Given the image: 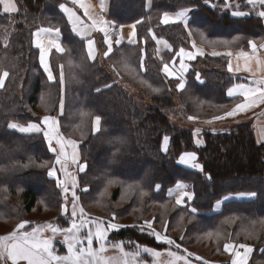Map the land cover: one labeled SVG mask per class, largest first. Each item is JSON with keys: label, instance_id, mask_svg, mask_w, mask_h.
Wrapping results in <instances>:
<instances>
[{"label": "trees", "instance_id": "obj_1", "mask_svg": "<svg viewBox=\"0 0 264 264\" xmlns=\"http://www.w3.org/2000/svg\"><path fill=\"white\" fill-rule=\"evenodd\" d=\"M17 1V14L0 13V74L9 73L0 90V216L6 206H18L30 213L41 198L51 204L56 199L61 201L60 190L48 172L33 168L34 160L51 157L42 136H27L9 127L12 121L41 120L43 115L37 110L45 92L49 115L59 110L64 97L65 114L61 116L64 133H69L71 127L67 114L74 124L87 122L80 137L84 140L87 174L90 173L88 194L96 193L106 179H112L131 184L147 197L146 202H163L170 200L165 195L170 186L178 181L188 182L195 192L192 208L190 205L177 208L193 217L188 229L201 231L205 226L214 229L221 225L230 239L255 246L252 264L255 259L264 263V142L257 140L253 125L241 124L229 131H205L203 145L197 146L191 130L174 126L164 114L176 106L182 109L186 119L221 116L235 101L226 95L227 88L242 79L228 71V58L208 56L201 66L198 61L192 62L186 74L187 85L178 90V80L163 74L162 65L180 48L189 49L190 34L182 23L163 25L161 17L168 11L191 8L190 29L200 43H206L207 38L242 36L247 40L261 36L264 19L257 14L245 18L232 16L231 10L220 9L225 0H216L215 8L204 0H152L150 9L147 0H111L110 19L117 24L141 23L137 24V43L123 44L107 58V63H101L98 58L90 60L85 55L84 41L71 32L59 9L62 0ZM242 3V7L235 9L251 7L247 1ZM47 25L60 28L66 47V53L54 57L52 63L56 74L60 75L62 66L64 69L63 97L60 79L48 80L39 63V51L32 43L33 32ZM149 29L173 46L163 59L156 54V43ZM244 46H248V41ZM122 77L150 97L152 104L146 105L124 91L120 85ZM97 116L101 117L100 130L93 134L91 127ZM165 136L169 137L167 151L163 149ZM193 150L203 170L187 168L178 162L183 152ZM129 168L131 173H125ZM30 179L40 180L45 188L40 190L27 184ZM19 187L21 199L15 202ZM5 191L10 200L3 203ZM238 192L257 195L247 200H227L219 211H214L217 201ZM138 195H134L133 203L112 213L118 216L135 203L140 205ZM117 199L115 190L111 201ZM138 221L139 217L135 216L132 222L138 225ZM110 237L156 249L165 247L133 227L112 232Z\"/></svg>", "mask_w": 264, "mask_h": 264}, {"label": "rangeland", "instance_id": "obj_2", "mask_svg": "<svg viewBox=\"0 0 264 264\" xmlns=\"http://www.w3.org/2000/svg\"><path fill=\"white\" fill-rule=\"evenodd\" d=\"M15 1H16L17 9L19 11L18 1L17 0ZM244 1L246 0H230L229 2L228 1L227 2L232 7L228 9H224V5H222L220 6V9L231 10V13H232L233 11H237L235 7L236 8L240 6L242 7L243 6L242 2ZM62 2H64V0H62ZM211 3L217 5L218 2L216 0H213L211 1ZM151 7H152V4H151ZM258 8L259 7L257 5L255 6L251 5V7L250 6L244 7L245 12H248L250 15L257 14ZM109 10H110V6H109ZM18 11L12 14L2 13V12L0 13L7 14L8 16H14L15 14L18 13ZM172 24H175V23H172ZM119 25H124V24H119ZM136 30H138L137 27H136ZM71 32L73 33L72 30ZM152 33H154L156 37L160 38L155 33V31L151 30V34ZM137 34H138V31H137ZM33 36H34V32L32 35V43L34 45ZM76 37L78 39H81L78 36ZM152 37H153V34H152ZM245 38L246 37L235 36L234 38L229 39L228 41H232V44L235 47H239V45L240 46L242 45ZM167 41L171 44L169 40ZM190 41H192L191 37H190ZM124 44H130V43H124ZM115 48L117 49V47ZM156 51H157L156 54L158 55L157 43H156ZM107 58L103 59L100 57L98 59L101 63H107ZM163 58H164V54H163ZM205 58L206 56L199 57L198 60H196L199 62L198 65L201 66L202 65L201 62L205 60ZM170 59H166V60H170ZM161 71L163 74H165L163 70ZM4 72L8 73V71H3L0 75H2ZM8 77H9V73H8V76L5 78L4 85ZM121 79L122 80H120V85L122 86V88H124V91L133 95L136 99L142 100V102L145 103L146 105L152 104L150 97L143 94L141 90L137 88L133 83L128 82L126 78L122 77ZM174 79L178 80L177 78H174ZM63 83H62V97L65 94V84ZM178 84H179V80H178L177 85ZM31 88L32 86L28 89V93L31 92ZM178 90L180 89L178 88ZM47 100L48 99L46 97V94L45 92H43L42 96L40 97L39 110H37V112L41 116L43 115L42 118L46 115H49L47 112V106H48ZM61 101L63 102V106H64L63 111L61 110ZM61 101L59 105V110L55 114H51L49 116H55L59 118L60 120L59 131L62 134L65 142L74 141L76 143V152L78 154L79 162L86 163L87 165L86 174H87L89 168H88L87 162L83 158L84 140L80 137L81 131H82L81 128L86 127L87 122H84L81 120L79 123L74 124V119L70 118L69 114H67L66 120L71 122V127L68 129L69 133H66V132L64 133L62 125H61V116L65 114L64 113L65 112L64 97L61 99ZM177 105L180 106V103H178ZM31 112L34 114V110L33 111L31 110ZM164 114L169 118V120L174 126L191 130L194 134V140L197 146H201V143L199 145L196 143L197 140L201 142L203 141L202 142V145H203L204 143L203 133L205 131H213V132L219 131V130L229 131L232 129V127H236L238 125L243 124V123L240 124L239 122H233L230 120L213 121V120H206V119H201V120L200 119H197V120L186 119L185 118L186 115L183 113L182 109L181 108L178 109L176 106L173 107L172 111H169V110L164 111ZM41 120H30L24 123L12 121L10 124L16 123L17 125L27 126L29 123L39 124L41 123ZM197 129L200 130L199 134L196 133ZM13 130L21 134L27 135V136L38 134V135H41L42 138L44 139L42 132L41 133H35V132L22 133L18 129H13ZM99 130H100V127H99ZM91 131L93 134L98 133L97 130H94V124H92ZM44 141H45L47 151L51 153V157H47V159L46 157H44L39 162L37 160H34L33 168L34 166L44 168L48 172L49 169L55 164L56 154L49 151L47 147V142L45 139ZM168 144H169V141H168ZM168 146L169 145H167V148ZM57 147L59 146L57 145ZM163 149H164V143H163ZM65 152L67 153V156H68V160L65 165L66 171L60 170V165H55L57 169V176L51 177V179L55 181L58 189L60 190L59 193L62 197L61 201H59V199H56L54 200L53 204H51L49 201H46L44 198H41L39 199V202L37 206L35 207V209H33L30 213H26L25 211L21 210V208L19 209L18 206H10L9 208L8 206H6L4 208L5 210L4 209L2 210V213L0 216V237H7V236H10L12 233H16L17 235H20L23 232H31L32 229L34 228L42 229V231H38L37 238L38 239L39 238H49V237L52 238L53 248L56 254L60 256L68 255L67 245L63 243V235L61 233H56L55 236H53L51 229L48 228L47 226L53 225L61 229L69 228L71 226L72 177H75L77 185H78V187L76 188V194L79 197L77 206H78V209L79 208L84 209L86 219L103 221L104 227H107V223L109 221H111L112 223H117L119 225H124L128 228L133 227V228H136L138 232L142 234L145 233L150 238H154V236L149 234L150 230L147 228V224H146V222H151L152 224L151 230L161 233L162 236H166L170 238L171 240L175 241V244L169 245L165 242L157 241L154 238L158 243L162 244L163 247L165 246L164 247L165 249L164 248L156 249L151 246L136 244L130 241L129 239H125L121 241L113 239L110 237V235L112 232H115V231H110L108 233V239L104 242L105 251L101 253L102 260L100 261V264H186V261L188 262V264H232V260L235 257L233 256L232 251L225 249L226 244H231L235 249L239 250L241 253L244 252V249L239 248L240 244H246L250 246L252 248V252L249 254L247 258V264H252V260L254 258L253 256L256 252L255 246L250 243L238 242V241H234L230 239V235L226 232V230L221 225H217L214 229H210V228L208 229V227L205 226V227H202L201 231L188 229V226L191 220L193 219V217L187 214L186 212H182V210H178L177 208L183 207L185 205H190V208H192L190 203L193 201L195 196L192 199H189L188 196H186L184 200L181 201V202H184L183 204L182 203L177 204L176 198L172 197L168 191L171 187H174L176 183L170 186L165 192L166 198H169L170 200L163 201V202H156V201L146 202L148 200L147 197H144L143 193L136 191V189L133 188L131 184L128 185L127 183H121L120 181H116L112 179H106L103 182L101 189L97 191L96 193L91 191V193L88 194L89 193L88 191H90L89 189L90 188V180H89L90 173L86 175L85 173L79 172L78 165L72 162L71 157L73 154V147L71 144L66 143ZM186 152H195V151L193 150V151H186ZM179 158H178V162H179ZM198 162L200 163L199 159H198ZM187 168H193V167H187ZM194 169H198V168H194ZM126 171L127 172L125 173H128V174L131 173L130 168L127 169ZM82 174H85V175L81 177ZM58 180L65 181L66 186L69 189L67 193H65L63 188L58 185L57 183ZM185 183L189 184L190 191L192 189V191L194 192L192 185L188 182H185ZM27 184L34 185L36 188L40 190L45 188L40 180L35 182L33 179H30L27 182ZM20 189L21 188L19 187L18 188L19 191L17 190L18 192H17V196H15V202H18L21 199ZM84 189H87V190L85 191ZM115 190H117L118 199L112 202L111 198H112V195H114ZM134 191L136 192V194ZM185 192L189 193L187 190ZM137 194H139L138 196L140 197V198L137 197V199L141 203L140 205L135 203L134 206L128 212H125L123 214L119 213L118 216L117 215L115 216L114 213H112V210H115L117 208H123V206H125L126 204L133 203L132 199L134 195H137ZM65 197H67V199H65ZM232 197H233L232 199H238V200H244L247 198H251V197H246V196L240 197L238 195L232 196ZM6 200H10V195L6 194V191H5L2 195L3 203L7 202ZM224 201H225L224 199L220 200L219 201L220 203L216 204L214 211L220 210L221 207L223 206ZM146 203H148V206L146 205ZM144 205L145 207L147 206L146 209H144L145 208ZM65 208H67V212L64 211ZM98 212H100L101 215ZM135 216L139 217L138 225L133 224L132 222ZM76 219H77V222H79V216H77ZM22 222H27V223H25L24 229H19L18 225ZM140 225L145 226V230L143 232L139 228ZM126 227H121L120 229H124ZM87 231H88L87 227L81 230L80 232L81 238L87 235ZM9 242L11 241H6L5 243H9ZM82 243L84 247H87L86 240L82 239ZM176 245H179V247H176ZM76 247H77V250H79L80 245H77ZM93 248L94 249L99 248V243L95 240V238L93 239ZM145 249H150L151 251H145ZM153 253H159L160 255L157 256V255H154ZM170 253L174 255H170ZM189 253H191L192 255L189 256L188 255ZM88 259L90 261H93V264H95V261L93 260L92 257H88ZM0 264H3V262L0 261ZM7 264H12V261L8 260ZM19 264H27V261H21L19 262ZM53 264H55V262H53ZM255 264H264V263H260V261L255 259Z\"/></svg>", "mask_w": 264, "mask_h": 264}, {"label": "snow or ice", "instance_id": "obj_3", "mask_svg": "<svg viewBox=\"0 0 264 264\" xmlns=\"http://www.w3.org/2000/svg\"><path fill=\"white\" fill-rule=\"evenodd\" d=\"M247 2L253 6L259 4L260 8L264 9V0H247ZM204 3L209 5V7L215 8L218 7L216 4H212L211 0H204ZM0 4H3L5 12L15 13L18 11L17 6L12 0H0ZM73 5H78L80 8L84 9V15L87 16L91 21V25L89 28H95L104 34V42L107 44L108 51L105 53L107 56L109 53L113 51V43L112 36L117 35L116 25L114 22L106 21L103 17L99 19L93 18L90 15L89 7L85 5L84 0H72ZM60 9L67 14V18L69 22L73 26V30L78 32L82 37H86V33L81 31L82 21L81 18L77 15V10L75 8H69L66 4H60ZM232 7L227 0H225L224 9H228ZM102 8H103V0H102ZM191 9H182L175 16H171L169 13L165 12L162 17V23L164 25H168L170 23L183 22L184 26L187 28L189 23V12ZM233 16L241 17L248 15V13L233 11L231 13ZM258 16L264 18V10L259 11ZM141 23V21H137L133 25H131L132 32L130 33L129 40L131 43L135 44L136 40V27L137 24ZM121 29L124 27L123 25L119 26ZM112 29V31H110ZM59 28H47V29H39L37 32V39L35 41L36 46L39 48V63L43 68V71L47 74V78L49 81L55 79L53 71L48 62V56L51 51L50 47H45L44 44L39 39V33L44 32L48 34H59ZM151 32V29H149ZM191 35V33H189ZM202 35V34H201ZM153 39H155V34H153ZM121 43V39H116L115 44L119 45ZM249 45L252 48L253 53H256L258 47L264 48V43L257 45L255 41H249ZM49 44L54 47L57 52H63L64 49L61 47V44L56 40H50ZM94 41L91 38H87V48L88 55L91 59H95V54L93 50ZM193 47H195V43H193ZM204 53L197 49L196 52L186 51L184 48H180V50L176 53L177 56L180 57V70L181 73L188 71V65L185 64V58L188 60H194L197 55H203ZM213 55H219L218 53H212ZM240 55H245V53H241ZM240 69L237 68L236 71ZM229 71H232V65L229 63ZM163 72L169 77H175L177 73L173 71L172 68L169 67L167 63L163 66ZM8 76L7 72H4L0 75V86H3L5 78ZM180 83L177 85L178 88L183 89L184 84V76L183 74L179 77ZM197 79H199V74H197ZM60 83H63V72L60 73ZM100 91V89H97ZM239 94L244 99L242 102L237 103L235 107L231 111L225 112V116L227 117H235L238 113L245 112L249 108L255 106L257 103L264 104V79H260L254 82V85L247 84H237L232 88L227 90V96L232 97L234 95ZM63 108V102L61 101V110ZM221 117H216V119H220ZM189 119H194L190 117ZM101 123V117L97 116L94 122V130H99V126ZM12 129H18L22 133H43V137L47 142V147L49 151L56 154L55 164L49 169L48 176L56 177L57 169L55 165H60V170L66 171L65 165L68 160L67 153L65 152L66 143L71 144L73 147V154L71 160L73 163L78 165V171L86 174V163H80L78 159V154L76 152V143L74 141H67L63 139L62 134L59 131V122L56 117L46 115L42 118L41 123H29L27 126L17 125L16 123H12L9 125ZM199 129L196 130V133L199 134ZM169 141V137L165 136L163 138L164 150L167 151V144ZM196 143L199 145L201 141L197 140ZM57 145L59 147H57ZM197 157L195 153H184L180 156L179 163L190 165L193 168L202 169V166L195 163ZM43 166V165H42ZM58 185L61 186L65 193L69 191L66 186L65 181H57ZM178 187H183V185H177ZM78 187L75 177H72V190H71V226L69 228H57L53 225H48L47 227L51 229L53 236L56 233H61L63 235V243L67 245L68 255L60 256L57 255L53 248L52 238H37L38 231H42V229H32L31 232H23L20 235L16 233H12L7 237H0V261L3 264H7L8 260L12 261V264H19L21 261H27V264H93V261H90L88 257H92L95 261V264H100L102 260L101 253L105 251V241L108 239V233L110 231H119L121 227H126L124 225H119L117 223H112L109 221L107 223V227L103 226V221L91 220L85 218V213L83 208L78 209V200L79 197L76 194V188ZM159 187V186H158ZM85 191L87 189H84ZM185 196H188L189 199L192 197L185 192ZM240 197H255L257 194L255 192L250 193H238ZM232 196H225L223 199L225 201L232 199ZM67 199V197H65ZM181 200H177V204H180ZM220 203L219 201L217 202ZM67 212V208L64 209ZM195 212V209H192ZM77 216H79V222H77ZM25 223L22 222L18 225L19 229H24ZM147 228L150 230V233L157 241L165 242L169 245L175 244V241L171 240L166 236H162L161 233L155 232L152 229L151 222H146ZM88 228L87 235L81 238L80 232L84 228ZM135 227V226H134ZM140 230L143 232L145 230L144 225L139 226ZM99 243V248H93V239ZM82 239L87 241V247L83 246ZM6 241H11V243H5ZM77 245H80L79 250H77ZM179 247V245H176ZM240 249H244V252L241 253L239 250L235 249L231 244H226L225 249L233 252V256L235 257L232 260V264H247V258L249 254L252 252V248L246 244H240ZM145 251H151L150 249H145ZM154 255H160L159 253H153ZM170 255H174L170 253ZM189 256L192 254L189 253ZM186 264L188 262L186 261Z\"/></svg>", "mask_w": 264, "mask_h": 264}, {"label": "crops", "instance_id": "obj_4", "mask_svg": "<svg viewBox=\"0 0 264 264\" xmlns=\"http://www.w3.org/2000/svg\"><path fill=\"white\" fill-rule=\"evenodd\" d=\"M110 1L111 0H103V8H102V0H84V3H85V5H87L89 7L90 15H92L93 18L99 19L100 17H103V19L106 20V21L114 22L112 19H110V14H109ZM227 1L229 2L230 0H227ZM12 2H14L16 4L15 0H12ZM61 4H66L69 8H75L77 10V15L81 18V21H82L81 31H84L86 33V37H82L80 34H78V32L73 30V26L69 22V20L67 18V14L64 13L59 7L60 11L64 14V16L66 17L69 25L71 26V30L73 31L74 35L78 36L79 38H81V40L84 41V52H85V55H87V57L90 60H94V59H91L89 57V55H88L87 38H91L94 41L93 50H94V54H95V59L96 58H100V57L105 59V58L109 57L113 53V51L116 49L115 47L118 48V47L122 46L124 43L133 44V43L130 42L129 36H130V33L132 32L131 25H133L134 23L124 24L123 25L124 27L121 29L119 27L120 25L117 24L116 22H114L115 25H116V29L115 30L117 32V35H113L112 38H111L112 39V43H113V51L111 53H109L107 56H105V53L108 51V48H107V44L104 42V34H103V32H101V31H99V30H97L95 28H89L88 27L89 25H91L92 21L87 16L84 15V9L80 8L78 5H73L72 4V0H64V2H62ZM151 4H152V0H147L148 9H150ZM257 5L259 7L257 9V13L259 11L264 10V9L260 8L259 4H257ZM183 9H191V8H183ZM180 10H182V9H180ZM180 10L168 11L167 13H169L171 16H175ZM191 11H192V9H191ZM191 11L189 12V17H188L189 23H188L187 30H188V33H191L190 37L192 38V41H190L189 49H185V50L186 51L196 52L197 49H199L204 54L203 55H197L194 60H188L187 58H185L184 62H185V64L188 65V70L192 66L191 65L192 62L198 60L199 57H205V56L206 57H208V56L209 57H226V58H228V71H229V63H231L232 71H229V72L232 73L235 76L240 77L242 79V81L230 85L227 88V90L229 88H232L234 85H237V84L254 85L255 81H258L260 79H264V48H259L258 47L256 53H253L252 48L249 45V43H248V46H244L246 44V42L247 41L249 42L250 40L251 41H255L257 43V45H260L261 43H264V34L261 35V36H256V37H252V38H249L247 40H244L242 45L241 46L239 45V47H235L232 44V41H228L229 39L219 40V39L207 38V40H206L207 42L206 43H200L194 37V35H193V33H192L191 29H190ZM237 11L245 12L244 9H242V11H241V9H238ZM0 12L12 14L11 12H5L4 11L3 4H0ZM245 13H248V12H245ZM249 15L250 14L248 13V15L241 16L240 18H245V17H248ZM162 17H163V15H162ZM162 17H161V21H162ZM177 23H182L183 24L182 21L181 22H177ZM170 24H172V23H170ZM42 28L43 29H47V28L55 29V28H58V27H53V26L47 25V26L39 27V28H37L34 31L33 42H34V47L37 48L38 51H39V48L35 44V41L37 39V35L36 34H37L38 30L42 29ZM110 31H112V29H110ZM152 34H154V33H152ZM155 37H156V35H155ZM39 39L41 40V42L44 44L45 47H50L51 48V51H50L49 56H48V62H49V65H50V67H51V69L53 71V74L55 76V79L52 80V82H54V81L58 80V78L60 79V75L56 74V71H55V69H54V67L52 65L53 59L56 56L59 57V56H61V55L66 53V47H65V45L63 43L62 32L60 31L59 34H55V33L48 34V33L40 32L39 33ZM116 39H121V43L119 45L115 44V40ZM50 40H56L57 42H59L61 44V47L64 49V51L63 52H57V50L49 44ZM135 40H136V43H137V41H138V39H137V30H136ZM155 42L157 43L158 56L160 55L159 56L160 58H163V54L165 52H167V51H171L172 48H173L172 45L164 38L156 37ZM193 43H195V47H193ZM214 52L218 53L219 55H213L212 53H214ZM241 53H245V54H247V56L240 55ZM165 63H167L169 65V67L172 68L173 71H175L177 73V75L175 77H172V78H177L179 80V83H180L179 77H180L181 74H183V76H184V84H185L183 89H185V87L187 85L186 74H187L188 71L181 73V70H180V57L177 56L176 54H174V56L170 60H166V59L164 60L163 66H164ZM163 66H162V70H163ZM237 68H239L240 70L236 71ZM61 71L63 72V82H64V69H63V66H62ZM61 71H60V73H61ZM4 82H5V80H4ZM2 87L3 86H0V90L2 89ZM183 89H180V90H183ZM227 90H226V95H227ZM230 98H234L235 101H234V105L230 108L229 111H231L235 107V105L237 103L242 102L243 99H244L239 94L234 95V96H232ZM63 109H64V106L62 108V111H63ZM53 117H55V116H53ZM218 117H221V118L220 119H216V117H215V118L207 119V120H213V121H219V120L227 121V120H230V121H233V122H239L240 124L241 123H243V124L250 123L254 127V131H255V135H256L257 140L259 142H264V104L257 103L255 106L249 108L247 111L238 113L235 117H227V116H225V113L223 115H221V116H218ZM56 118H57V120L59 122V128H60V120H59L58 117H56ZM194 120H197V119H194ZM94 122H95V119H94ZM219 131H226V130H219ZM202 142H201V145H202ZM184 153H195V152H184ZM196 157H197V159H196L195 163L200 165V163L198 162V155L197 154H196ZM182 165H184L185 167H191L190 165H186V164H182ZM178 184L179 185H183V187H178L177 186ZM186 190L189 192L188 194L192 198L195 196V193L192 191V189L190 191L189 184H187V183H185L183 181H179L178 183H176V185L174 187H171L168 191H169V194L172 197L176 198V201L178 199L183 201L184 198L186 197L184 195ZM238 193H250V192H238ZM238 193L228 194L227 196H229V195L230 196H237ZM252 198L253 197L247 198V199H252ZM247 199H244V200H247ZM229 200H233V199H229ZM217 202L215 203V206H216ZM181 203L183 204L184 202H181ZM215 206H214V208H215ZM9 243H11V242H9Z\"/></svg>", "mask_w": 264, "mask_h": 264}]
</instances>
